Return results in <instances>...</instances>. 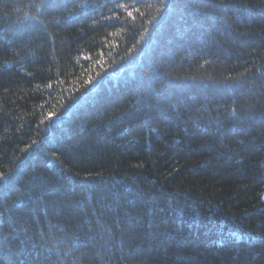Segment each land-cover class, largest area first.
I'll return each instance as SVG.
<instances>
[{
  "label": "trees",
  "instance_id": "1",
  "mask_svg": "<svg viewBox=\"0 0 264 264\" xmlns=\"http://www.w3.org/2000/svg\"><path fill=\"white\" fill-rule=\"evenodd\" d=\"M0 264H264V0H0Z\"/></svg>",
  "mask_w": 264,
  "mask_h": 264
}]
</instances>
